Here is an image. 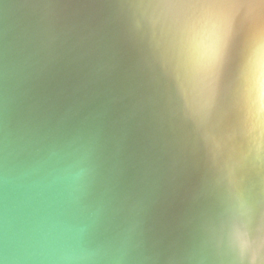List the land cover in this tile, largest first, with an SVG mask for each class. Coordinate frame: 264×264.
<instances>
[{
    "label": "water",
    "instance_id": "water-1",
    "mask_svg": "<svg viewBox=\"0 0 264 264\" xmlns=\"http://www.w3.org/2000/svg\"><path fill=\"white\" fill-rule=\"evenodd\" d=\"M0 264H264V0H0Z\"/></svg>",
    "mask_w": 264,
    "mask_h": 264
}]
</instances>
